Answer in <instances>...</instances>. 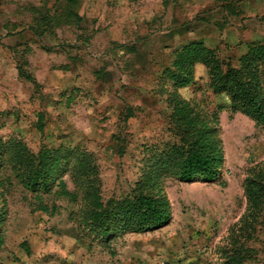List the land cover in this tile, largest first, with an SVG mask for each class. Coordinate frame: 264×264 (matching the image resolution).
Wrapping results in <instances>:
<instances>
[{
    "label": "rangeland",
    "instance_id": "obj_1",
    "mask_svg": "<svg viewBox=\"0 0 264 264\" xmlns=\"http://www.w3.org/2000/svg\"><path fill=\"white\" fill-rule=\"evenodd\" d=\"M194 42L236 67L264 45V0H0V147L87 153L103 204L147 184L171 211L162 228L103 244L81 196L58 194L59 181L74 193L68 174L31 191L6 164L0 264H264V210L252 223L245 192L264 169V128L213 93L205 65L181 98L176 53ZM180 103L217 128L224 165L213 182L162 171Z\"/></svg>",
    "mask_w": 264,
    "mask_h": 264
},
{
    "label": "trees",
    "instance_id": "obj_2",
    "mask_svg": "<svg viewBox=\"0 0 264 264\" xmlns=\"http://www.w3.org/2000/svg\"><path fill=\"white\" fill-rule=\"evenodd\" d=\"M176 54L173 71L176 76L172 79L175 86L190 85L194 65L202 63L208 70L209 87L213 93L224 94L230 109L250 117L257 126L264 128V45L250 44L236 67L220 60L215 51L201 42L183 46ZM190 108L180 103L176 109V127L182 129V133L178 144L164 156L166 167L162 171L185 183L213 182L219 178L224 165L217 128L199 121ZM6 164L15 178L31 191L49 192L60 175L68 174L75 191L69 192L64 182L59 181L58 194L70 200L81 196L86 204L83 222L103 244L110 243L120 234L157 230L171 218L168 200L151 194L147 184L127 198L110 199L103 204L98 197L94 159L87 153L73 155L70 151L51 149L46 154L34 156L22 144L13 143L0 147V170ZM245 192L253 223L264 210V169L247 180ZM6 221L7 211L1 206L0 247Z\"/></svg>",
    "mask_w": 264,
    "mask_h": 264
},
{
    "label": "clouds",
    "instance_id": "obj_3",
    "mask_svg": "<svg viewBox=\"0 0 264 264\" xmlns=\"http://www.w3.org/2000/svg\"><path fill=\"white\" fill-rule=\"evenodd\" d=\"M196 68L198 70H200L201 73L205 70V66L202 65V64H200L199 62L197 63ZM188 92H189V90L186 87L180 88L178 90V93L181 96V98L184 99V100H186V101L190 99V96H189Z\"/></svg>",
    "mask_w": 264,
    "mask_h": 264
}]
</instances>
